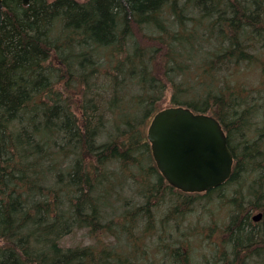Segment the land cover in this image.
<instances>
[{"label":"trees","instance_id":"trees-1","mask_svg":"<svg viewBox=\"0 0 264 264\" xmlns=\"http://www.w3.org/2000/svg\"><path fill=\"white\" fill-rule=\"evenodd\" d=\"M2 3L0 264H206L180 221L213 201L229 221L200 234L218 264H264V0ZM166 92L222 125V186L188 194L159 172L145 126ZM75 229L93 246H64Z\"/></svg>","mask_w":264,"mask_h":264},{"label":"water","instance_id":"water-1","mask_svg":"<svg viewBox=\"0 0 264 264\" xmlns=\"http://www.w3.org/2000/svg\"><path fill=\"white\" fill-rule=\"evenodd\" d=\"M28 6L31 0H20ZM0 0V29L3 20ZM156 166L173 188L184 193H204L218 188L232 175L234 158L220 122L184 106L157 112L147 130ZM263 214L253 217L261 221Z\"/></svg>","mask_w":264,"mask_h":264},{"label":"rangeland","instance_id":"rangeland-1","mask_svg":"<svg viewBox=\"0 0 264 264\" xmlns=\"http://www.w3.org/2000/svg\"><path fill=\"white\" fill-rule=\"evenodd\" d=\"M162 109L172 107L170 103V93L166 92V95L160 105ZM153 118V117H152ZM150 118L145 126V131H146V136H147V130L150 125V122L152 120ZM232 188L227 186L220 192H217L214 194L215 196L219 194H227L226 196H230L232 193ZM130 193H127V196ZM130 199H136V201L139 200L138 197H135L133 195L130 196ZM230 198V197H229ZM205 202V201H204ZM123 207V204H121ZM208 208V210H207ZM226 205H222L220 203H217L213 201L209 205H205V207L201 206L200 204L196 205L194 207V211H192L190 214H187L184 220V223L180 221L181 223V230L184 229V232L188 235V238L191 241L190 247H192L194 259L197 261L200 260L204 262L206 260V264H218L215 252L211 245L209 244L208 238L203 236L201 233L202 228H207V227H219L221 229H224L227 226V223L229 221V213L227 210ZM258 213L261 212H252L251 214V220L254 224H260V222H255L253 220V217L257 215ZM160 215L162 213L160 212ZM114 226H117V224H113ZM215 240H219V235L218 237L216 235L213 236ZM95 237L88 232L87 229H75L73 233L67 235L63 240L62 244L67 247H84V246H93L94 244ZM103 242L105 240V244H117L120 247L121 251V246L124 245L123 242L118 244L114 238L107 236L106 238H102ZM170 239H167V235H163L161 243L164 242H169ZM140 241V240H139ZM141 245L143 248L147 249L148 253L144 259L146 260H153L157 261L159 260L162 255H159V248H157V240L156 238L150 239L144 235L141 236ZM149 245H152V248H148ZM138 251V249H137ZM199 257V258H198ZM220 260V258H218Z\"/></svg>","mask_w":264,"mask_h":264},{"label":"bare ground","instance_id":"bare-ground-1","mask_svg":"<svg viewBox=\"0 0 264 264\" xmlns=\"http://www.w3.org/2000/svg\"><path fill=\"white\" fill-rule=\"evenodd\" d=\"M259 214V213H258Z\"/></svg>","mask_w":264,"mask_h":264}]
</instances>
